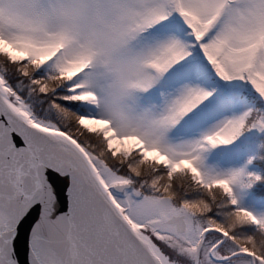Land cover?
Instances as JSON below:
<instances>
[{
    "label": "snow or ice",
    "instance_id": "obj_1",
    "mask_svg": "<svg viewBox=\"0 0 264 264\" xmlns=\"http://www.w3.org/2000/svg\"><path fill=\"white\" fill-rule=\"evenodd\" d=\"M0 264H264V0H0Z\"/></svg>",
    "mask_w": 264,
    "mask_h": 264
}]
</instances>
